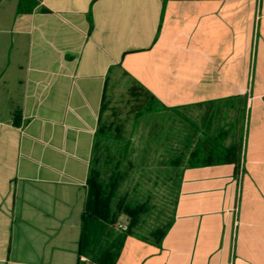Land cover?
I'll use <instances>...</instances> for the list:
<instances>
[{
    "label": "crops",
    "instance_id": "0c3cea01",
    "mask_svg": "<svg viewBox=\"0 0 264 264\" xmlns=\"http://www.w3.org/2000/svg\"><path fill=\"white\" fill-rule=\"evenodd\" d=\"M18 3L0 0V264H264V0ZM112 128L129 170L85 221Z\"/></svg>",
    "mask_w": 264,
    "mask_h": 264
},
{
    "label": "trees",
    "instance_id": "16d2710c",
    "mask_svg": "<svg viewBox=\"0 0 264 264\" xmlns=\"http://www.w3.org/2000/svg\"><path fill=\"white\" fill-rule=\"evenodd\" d=\"M42 0H19L17 7L18 15H31L39 7ZM183 1V0H175ZM229 162L228 160H204L202 162L196 163L197 165H211L215 163ZM178 166L181 164L179 161L176 163ZM127 175L116 173L112 178L109 185L105 186L99 180L97 174L91 172L89 179V199L86 205V210L84 213V219L86 218H99L102 220L108 219L112 216L111 203L115 196L116 191L120 187L124 177ZM147 211V208L142 206L139 208H124L123 213L130 217L132 220H136L144 212ZM84 240V235H83ZM84 244V241H83Z\"/></svg>",
    "mask_w": 264,
    "mask_h": 264
},
{
    "label": "rangeland",
    "instance_id": "374dc122",
    "mask_svg": "<svg viewBox=\"0 0 264 264\" xmlns=\"http://www.w3.org/2000/svg\"><path fill=\"white\" fill-rule=\"evenodd\" d=\"M133 106L134 105L132 103V98L127 97L123 99L120 104L116 107L118 111H116L115 113V124L124 123L126 124V128H128V115L129 111L131 110V108H133ZM152 131L154 133L157 132V130L154 128L152 129ZM115 133V129L112 128L111 132H109L108 137L102 139L96 149V152L91 162V172L97 174L99 180L105 186L110 184V181L112 180L111 174L113 172L125 174L129 170V161H122L121 155L118 154L122 146L118 144V139H116Z\"/></svg>",
    "mask_w": 264,
    "mask_h": 264
},
{
    "label": "built area",
    "instance_id": "2783aa9c",
    "mask_svg": "<svg viewBox=\"0 0 264 264\" xmlns=\"http://www.w3.org/2000/svg\"><path fill=\"white\" fill-rule=\"evenodd\" d=\"M245 162H246V153H245V145L243 146L242 149V155H241V160H240V167H241V172L239 173L238 176V183H239V194H238V202L240 200L241 196V190H242V180L244 176V168H245ZM238 204V203H237ZM239 208L238 206L236 207V213L238 212ZM238 226V217L235 218V227Z\"/></svg>",
    "mask_w": 264,
    "mask_h": 264
}]
</instances>
